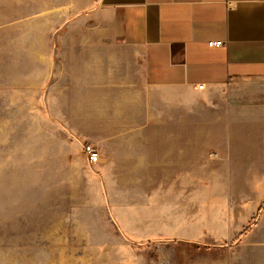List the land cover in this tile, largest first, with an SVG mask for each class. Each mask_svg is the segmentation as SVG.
Masks as SVG:
<instances>
[{
	"label": "rangeland",
	"instance_id": "374dc122",
	"mask_svg": "<svg viewBox=\"0 0 264 264\" xmlns=\"http://www.w3.org/2000/svg\"><path fill=\"white\" fill-rule=\"evenodd\" d=\"M98 2L0 0V264H264V115L148 89ZM143 103L221 115L194 173L128 150Z\"/></svg>",
	"mask_w": 264,
	"mask_h": 264
},
{
	"label": "crops",
	"instance_id": "0c3cea01",
	"mask_svg": "<svg viewBox=\"0 0 264 264\" xmlns=\"http://www.w3.org/2000/svg\"><path fill=\"white\" fill-rule=\"evenodd\" d=\"M97 15L114 41L136 53L148 89L188 91L192 110L222 114L234 101L246 115L263 117L264 0H99ZM212 41L225 45L210 47ZM142 105L132 106L143 111L135 118L142 129L128 135V150L148 151L162 167H192L213 150L210 127L221 115L148 117L149 106ZM259 157L264 166V153Z\"/></svg>",
	"mask_w": 264,
	"mask_h": 264
},
{
	"label": "built area",
	"instance_id": "2783aa9c",
	"mask_svg": "<svg viewBox=\"0 0 264 264\" xmlns=\"http://www.w3.org/2000/svg\"><path fill=\"white\" fill-rule=\"evenodd\" d=\"M225 43L223 41H212L209 43V46L210 47H221V46H224ZM205 88L204 85H200L198 86V89L199 90H203ZM85 152L87 154V157H88V161L91 165H97V164H100L101 162V155H100V152L99 150L92 144H88L85 146ZM159 264H169L168 262L166 261H163Z\"/></svg>",
	"mask_w": 264,
	"mask_h": 264
}]
</instances>
